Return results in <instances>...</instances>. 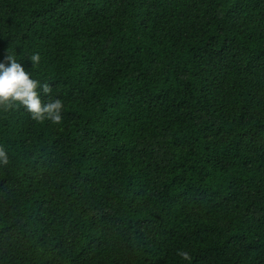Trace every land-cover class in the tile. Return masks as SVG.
I'll use <instances>...</instances> for the list:
<instances>
[{"label": "trees", "instance_id": "obj_1", "mask_svg": "<svg viewBox=\"0 0 264 264\" xmlns=\"http://www.w3.org/2000/svg\"><path fill=\"white\" fill-rule=\"evenodd\" d=\"M7 52L63 109H0V264H264V0H0Z\"/></svg>", "mask_w": 264, "mask_h": 264}, {"label": "clouds", "instance_id": "obj_2", "mask_svg": "<svg viewBox=\"0 0 264 264\" xmlns=\"http://www.w3.org/2000/svg\"><path fill=\"white\" fill-rule=\"evenodd\" d=\"M40 59L39 53H33L28 58L31 69L39 65ZM50 90L49 84H42L32 78V72L25 69L14 53L7 52L3 60H0V109L6 110L13 105H19L37 122L47 120L59 124L62 119V101L58 98L41 99ZM7 163V153L0 148V165ZM178 254L187 258V253Z\"/></svg>", "mask_w": 264, "mask_h": 264}]
</instances>
